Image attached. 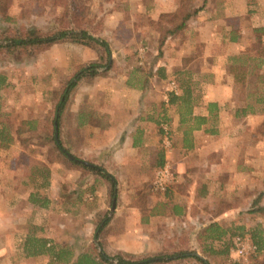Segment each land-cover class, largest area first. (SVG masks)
<instances>
[{
    "label": "crops",
    "instance_id": "crops-1",
    "mask_svg": "<svg viewBox=\"0 0 264 264\" xmlns=\"http://www.w3.org/2000/svg\"><path fill=\"white\" fill-rule=\"evenodd\" d=\"M180 1L141 0L134 7L130 5L129 11L136 10L135 15L149 19L144 39L154 38L148 23L157 22L161 13L174 12ZM198 3L202 5V1ZM110 12L115 15L110 23L114 28L107 31L105 17ZM120 14L115 7L107 9L105 17H96L101 22V37L124 41L119 31L124 28L125 15ZM132 15L128 12V18L134 19ZM257 27H264V0H207L182 33L166 38L161 54L149 60L150 66L143 67L141 77L134 74L139 67L132 69L122 62L113 74L91 82L80 80L75 101L65 115L69 117L65 147L73 156L70 160L100 167L111 175L116 196L110 198V184L96 172L88 170L92 176H85L82 167L56 162L49 164L46 206L29 200L32 189L26 194L16 192L17 196L33 209L46 208L47 213H67L71 218L80 213L86 234L95 233L105 213H113L111 218L106 214L110 220L104 230L107 249L116 253L161 249L165 230L177 223L193 225L189 230L197 235L215 222L227 231L213 243L224 239L231 226L241 229L250 233L258 250L255 258L264 264V102L256 98L264 88L255 76L259 91L237 99L233 96L237 84L227 65L247 44L259 38L264 43V34L257 37L254 32ZM181 36H185L184 43L168 45L175 37L180 42ZM123 50L113 49L111 60L119 54L120 59L130 61L133 53ZM42 56L46 60L40 74L50 73L54 79L56 71L71 72L73 67L94 60L97 53L85 45L59 42L45 49ZM262 68L264 61L260 72H264ZM252 76H247L246 85ZM171 81L178 85L176 94L181 86L190 84L198 96L192 114L207 116L206 124L185 131L187 126L180 124L176 105L168 103ZM164 85L167 97L161 99ZM252 94L254 99H250ZM209 102L216 103L213 114L206 109ZM163 123L172 130L169 151L162 145ZM185 135L189 146L183 145ZM160 154L163 164L167 160L171 164L174 180L159 198H145L140 188L150 185L155 171L163 165L158 164ZM249 210L250 215L243 218L242 211Z\"/></svg>",
    "mask_w": 264,
    "mask_h": 264
},
{
    "label": "rangeland",
    "instance_id": "rangeland-1",
    "mask_svg": "<svg viewBox=\"0 0 264 264\" xmlns=\"http://www.w3.org/2000/svg\"><path fill=\"white\" fill-rule=\"evenodd\" d=\"M77 1L81 4L83 3L85 6L88 5L90 11L88 14L91 15V17H95V19L96 17H105L107 9L111 10L116 7L120 10L121 14L119 17H124L125 15L123 21L124 24L122 25L124 28L119 31L121 38L124 41H109L110 51L114 49L117 52L118 50L120 51L124 49L123 51L133 53V57L130 61H128V59H120L119 54H117V57L113 60L114 64L112 68L107 71L108 73L102 74L101 72L99 75L93 77V79L115 73V69L119 67L118 63L120 65L122 62L123 65L130 66L132 69L135 68V66L139 67L140 70L136 71L134 74L138 73L137 77H141L145 70L143 67L150 66L148 65L149 60H152L154 57L161 54V49L159 51L157 49V42L164 29L162 26L161 28L159 27V29V25L154 24L155 22L152 24L148 23L154 29H152V32L154 33L152 36L154 38H151L150 40L143 38L147 35L145 32L147 30L145 23H147L149 19L138 13L135 15L136 10L129 11L131 8L130 5L134 7V4L141 0ZM201 1L202 0H196V3L200 5L201 3L199 4L198 2ZM256 1L258 2L259 0ZM62 10L63 7L54 4L52 0H9L4 6V13L10 17V20L2 21V15H0V36H4L6 33L12 34L15 30H22L21 26H35L45 31L51 30L57 26L55 18L61 15ZM128 12L133 13L132 16L134 19H131L130 16L128 18ZM114 16L115 15L110 12L106 15V20L104 19L107 21V31H111L114 28V26L110 25L111 20L114 21ZM96 22L97 21H94V23ZM131 23L133 24L131 25ZM7 24L9 25V28H7ZM163 25L165 26V24ZM185 36L179 37L181 40L180 42H178V37H175L176 41H172L168 45L173 42L178 44L182 42L184 43ZM262 44L264 45V43ZM261 47L262 45L259 42H254L249 45L248 51L250 54H254ZM44 51L45 49L37 51L32 48L25 52L16 50L12 53H6L0 51V73H3L6 76V84L0 88V124L7 123L12 127H16L21 119H31V117L32 119H37V129L30 131L25 135H29L33 138L28 144H26L27 146L22 145L18 140H15L5 148L0 147V264H55L48 254L34 256L26 255L23 247L24 241L31 235L49 238L52 242L58 245H68L73 249L75 254L88 250L93 253V255H96V252L99 250L97 245L99 241L102 243V249L108 255L119 253L107 249L108 246L105 241V230L103 236L101 235L98 239L94 238V233L86 234L85 229L81 226L83 225L82 219L84 218L79 216L80 213H75L74 218H71L68 217L69 214L66 215L67 213H47L46 208L36 209V207H34L33 209V207L26 203L25 200H22L23 197L20 196L21 198H19L16 194V192L18 194H26L29 189H32L31 192L39 193V197H47L48 191L47 185H43L44 179L38 175L36 176V182L33 183L30 180V175L36 168L43 165H48L49 167V164L53 162L67 166L60 157H56L53 145L51 143H45V139L49 135L47 130L49 128V118L52 117L53 105L58 96L57 93L60 91L63 83L69 79L78 66H75L76 68L73 67V71L68 73L56 71L54 73V79L51 77L50 73L47 75L46 72H44L43 74L46 75L42 76L40 72L42 73L43 70L41 71L39 69L42 66V63L46 60V57L42 56ZM97 57L94 60H96ZM90 61L93 60L85 62ZM229 64L230 62L227 63V65ZM262 69L264 70V68ZM255 79V75L250 77V80H248L247 85L244 88L240 85H234L233 96L237 99H241V97H244V95L248 93H256V91H259V85L257 86ZM84 80L88 82L92 81V79L86 78H84ZM153 84H155V82ZM76 90L77 87L71 94L66 110L62 114L60 129L57 131L64 147L66 141L65 131L69 126V117L65 115L69 114L68 109L75 101L73 99L76 96ZM160 94L161 99L167 97L165 85L162 87ZM253 95L254 94H252L250 99H254ZM71 119L74 122L73 117H71ZM170 128L171 126L169 129ZM171 131L172 130H170V133ZM53 135L55 136V131ZM87 171L88 170H83L85 176H92V173ZM20 190H22V193ZM118 193L121 195V190H118ZM139 193L143 196L145 195V198L147 195H155L156 198H159L160 194L164 192L153 190L150 183V185H143L140 188ZM35 205L38 206L37 203ZM251 211L252 210H249L248 212L242 211L243 218L244 216H249V212ZM210 213H213V210H210ZM105 214L111 215L109 216L110 218L113 216V213ZM208 214H205L204 216L208 217ZM244 220H246V217ZM192 226L193 225L191 224L185 226L183 223H177L171 227H167V230H165L166 236H164L163 239L164 245L161 249H157L153 252L144 250L137 254L126 252L120 253L136 259L143 256L153 255L161 251L172 252L178 249H187L193 254L206 260L208 264L258 263L259 260L257 261V258H255L258 255L256 253L258 251L257 249L255 253H249V255L245 257H239L236 255L232 246V238L235 235L245 237L250 241V233H245L241 229L231 226L229 233L224 239H221V241L216 240L217 242L213 243L215 240L205 237L202 233L193 235L194 233H191L189 230ZM158 229H165V225L163 226V229L162 227ZM193 231H195V229ZM167 264L201 263L194 258L188 257Z\"/></svg>",
    "mask_w": 264,
    "mask_h": 264
},
{
    "label": "trees",
    "instance_id": "trees-1",
    "mask_svg": "<svg viewBox=\"0 0 264 264\" xmlns=\"http://www.w3.org/2000/svg\"><path fill=\"white\" fill-rule=\"evenodd\" d=\"M9 0H0V15L2 21H9L10 17L5 15L4 6ZM54 4L63 7L60 16L55 18L57 24L51 30H43L35 26L23 27L22 30H15L12 34L6 33L4 36H0V51L6 53H12L14 51L25 52L28 49L43 50L48 48L54 43L59 42H71L81 45H85L95 49L98 53L96 60L79 65L74 73L67 79L57 93L55 104L53 105L52 117L49 118V132L46 137L45 143H51L56 152V157H60L66 165L74 167H82L84 170H92L99 174L102 178L109 182V196L113 198L116 196V184L115 180L105 170L94 165L80 164L74 162L67 157L68 149L62 145L59 133L57 132V139H55L54 131H59L61 125V118L63 112L70 101L72 92L78 85V82L84 78L93 79V77L108 73L113 66V60L110 58V47L109 41L106 37H101L100 34L101 24L91 17L88 13L89 6L83 5L77 0H52ZM207 0H202V5ZM202 5H198L196 0H181L179 7L170 13H161L159 19L154 24L162 26L164 28L158 39V51L164 44V41L169 36H175L185 29L187 21L195 16L202 8ZM3 12V13H2ZM94 21H97L94 23ZM9 24V23H8ZM6 25L9 28V25ZM162 24V25H161ZM165 24V26L163 25ZM159 28V29H160ZM254 32L259 35L264 34V27H257ZM258 42L262 47L254 54H250L247 44L246 52L242 51L239 56L230 58L229 70L233 76L234 82L243 88L246 85L247 76L253 74L256 76L259 82L262 83L264 88V73L260 72L259 67L264 61V45L261 43V39ZM263 50V51H262ZM248 52V53H247ZM6 84V76L0 73V88ZM186 86H181V92L176 94L175 92L168 93V103L176 105L179 113L180 124H185L186 132L192 129H198L203 124L208 122V117L205 115H193L192 108L194 103L197 101L198 96L194 94L188 82ZM183 85V84H182ZM180 87V86H179ZM257 101L264 102V90L259 94L257 92ZM216 108V103L209 102L206 105V109L209 114H213V110ZM69 116V115H68ZM37 119H21L20 123L16 127H12L7 123L0 124V147L5 148L10 143L18 140L22 145L27 146L33 138L29 135L25 136L28 132L36 130ZM47 132V133H48ZM185 132V133H186ZM25 136V137H23ZM187 136L183 138V145H188ZM190 145V144H189ZM188 145V146H189ZM159 165L163 164V155L160 154L158 157ZM50 163V161H49ZM50 169L43 165L35 169L30 175V180L36 182V176H41L43 185L48 184ZM29 199L31 202L37 203L39 206H46V197H39V193H31ZM254 210V209H253ZM110 219L106 218V214L99 220L95 227L94 238L98 239L104 234V227ZM226 229L219 226L217 223L212 222L206 225L199 233H202L207 238L220 239L225 233ZM232 235V234H231ZM254 236V235H252ZM262 239V238H261ZM258 247L259 242L254 239ZM98 252L93 255L90 251H83L75 254L73 249L68 245H58L52 242L46 237L28 236L24 241V250L26 255H40L48 254L51 260L55 264H167L186 258H194L201 264H208L206 260L202 259L196 254H193L187 249H178L172 252L161 251L153 255L143 256L141 258L133 259L125 256L123 253H117L115 255H108L102 249V243L99 241ZM96 248L95 246H93Z\"/></svg>",
    "mask_w": 264,
    "mask_h": 264
},
{
    "label": "built area",
    "instance_id": "built-area-1",
    "mask_svg": "<svg viewBox=\"0 0 264 264\" xmlns=\"http://www.w3.org/2000/svg\"><path fill=\"white\" fill-rule=\"evenodd\" d=\"M170 92H178V85L171 81L170 83ZM161 128L163 129L162 134V145L166 151H169L172 147V136L170 133V129L166 123L161 124ZM174 180V171L172 169L169 161H165V163L157 168L154 174V178L151 182L152 189L155 191L165 192L172 181ZM232 246L237 256L245 257L249 255V253L256 252V245H254L247 238L235 235L232 238Z\"/></svg>",
    "mask_w": 264,
    "mask_h": 264
},
{
    "label": "water",
    "instance_id": "water-1",
    "mask_svg": "<svg viewBox=\"0 0 264 264\" xmlns=\"http://www.w3.org/2000/svg\"><path fill=\"white\" fill-rule=\"evenodd\" d=\"M55 139H57V132L56 131H55ZM67 157L73 159V156L71 154H69V153H67Z\"/></svg>",
    "mask_w": 264,
    "mask_h": 264
}]
</instances>
